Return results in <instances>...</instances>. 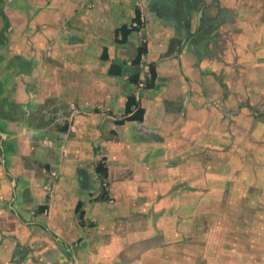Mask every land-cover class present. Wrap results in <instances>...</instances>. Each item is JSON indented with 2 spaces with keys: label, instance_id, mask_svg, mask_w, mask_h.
I'll return each instance as SVG.
<instances>
[{
  "label": "crops",
  "instance_id": "obj_1",
  "mask_svg": "<svg viewBox=\"0 0 264 264\" xmlns=\"http://www.w3.org/2000/svg\"><path fill=\"white\" fill-rule=\"evenodd\" d=\"M237 1L0 0V264H264L214 252L175 214L213 195L208 155L232 153L253 105L263 63L228 23ZM141 42L156 77L139 87L125 72ZM129 95L143 118L115 123ZM242 120L263 142V121Z\"/></svg>",
  "mask_w": 264,
  "mask_h": 264
},
{
  "label": "rangeland",
  "instance_id": "obj_2",
  "mask_svg": "<svg viewBox=\"0 0 264 264\" xmlns=\"http://www.w3.org/2000/svg\"><path fill=\"white\" fill-rule=\"evenodd\" d=\"M233 11L234 16H227L229 25L238 31H243L250 49L253 48L257 52L258 60L263 63L256 70L258 86L248 89L255 91L253 97H249L252 98L253 105L246 111L247 115L241 114L238 122L234 120V125L238 123L243 129L242 119L247 117L251 126L255 125V120L258 119L264 123V0H238ZM140 76L139 87L149 78V68L141 67ZM96 109L99 110V107ZM116 120L117 118L112 121L116 123ZM242 129L239 131V138L235 140L238 142L234 143L232 153H228L230 151L227 145H224L225 148L213 149L208 155V171L217 174L213 176L209 173L205 188H207L206 194L213 195L183 198L191 202L192 211L181 209L175 214L178 221L185 222L183 225L185 234L189 231L194 235L200 233L202 237L207 234L210 246L213 247L215 244L217 246L212 248L214 252L219 249L223 252H233L232 258L242 254L245 258L256 259L258 255H264V141H254ZM110 131L114 132L112 129ZM225 140L226 144L227 139ZM220 150L224 153L223 162L216 160V151ZM218 172H225L228 177L220 180L221 175ZM232 176L234 179L235 176H239V181L232 179ZM103 182L105 181L99 182L101 190L107 186ZM109 200L114 201V197L109 196ZM132 201L134 204L137 198H132ZM158 215L151 213L149 217L155 220L154 218L158 216L160 222L165 223L167 215L164 213ZM144 216L146 219L147 215ZM220 241L224 242V246L218 243Z\"/></svg>",
  "mask_w": 264,
  "mask_h": 264
},
{
  "label": "trees",
  "instance_id": "obj_3",
  "mask_svg": "<svg viewBox=\"0 0 264 264\" xmlns=\"http://www.w3.org/2000/svg\"><path fill=\"white\" fill-rule=\"evenodd\" d=\"M135 15L133 17V21H136L137 23H139V16H140V12L137 8H135ZM1 16L4 20V27L6 28L8 23L6 20L5 15L3 14V12L1 11ZM137 30L136 26H132L131 24H122L121 26H119L116 30H115V39L118 42H124L127 38V36L129 35V33L131 31ZM146 44L144 42H141L138 47H137V51L135 56L131 59V66L130 69H126L127 75H128V79L132 82L137 84L139 81V73H140V69H139V64L141 61V57L143 54L146 53ZM105 53L103 54V57H105ZM110 74L113 75H119L121 73H123V68L121 67V65L119 64H111L109 66L108 69ZM156 77V72H155V68L153 64L149 65V78L147 79V85H151V83H153V81L155 80ZM143 108L140 107L135 99L134 95H129L126 99V103H125V107H124V113L125 116L121 119H117L116 123L120 124L123 123L125 121H141L143 118ZM96 171L97 174L99 175V177L102 179L106 176V167L102 164V163H98L96 166ZM105 192L103 191V194ZM82 206L81 202H77L75 209L78 212V216L79 218H82L83 216V212L82 210H80V207ZM46 206H43L42 208H45Z\"/></svg>",
  "mask_w": 264,
  "mask_h": 264
},
{
  "label": "built area",
  "instance_id": "obj_4",
  "mask_svg": "<svg viewBox=\"0 0 264 264\" xmlns=\"http://www.w3.org/2000/svg\"><path fill=\"white\" fill-rule=\"evenodd\" d=\"M132 26H138V23L137 22H132L131 23ZM141 85V83H139ZM51 175L54 176V173L51 172Z\"/></svg>",
  "mask_w": 264,
  "mask_h": 264
}]
</instances>
